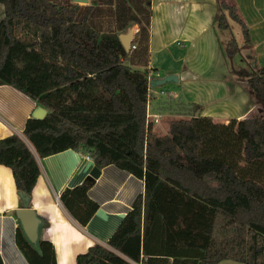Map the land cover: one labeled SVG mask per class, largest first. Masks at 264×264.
<instances>
[{
    "label": "trees",
    "instance_id": "1",
    "mask_svg": "<svg viewBox=\"0 0 264 264\" xmlns=\"http://www.w3.org/2000/svg\"><path fill=\"white\" fill-rule=\"evenodd\" d=\"M0 3V85L19 90L46 110L41 119L27 118L23 128L36 155L82 148L98 168L113 164L143 181L142 194L106 246L92 245L72 264H147L142 256L150 254L194 258L196 264H264V117L213 122L194 116L199 105L179 98L185 111L157 134L146 114L150 71L127 63L141 41V28L131 42L135 49L126 52L118 39L126 24L113 31L95 28L89 22L91 4ZM139 4L122 7L119 18L147 25L149 0ZM218 8L240 25L249 45L236 7L219 2ZM218 26L229 28L224 15ZM237 51L231 37L226 52ZM231 75L264 104V66ZM0 165L11 170L16 191L28 204L39 166L19 135L0 138ZM90 186L84 181L59 195L81 226L98 207L87 194ZM16 244L29 264H55L49 242L32 243L18 229Z\"/></svg>",
    "mask_w": 264,
    "mask_h": 264
},
{
    "label": "crops",
    "instance_id": "2",
    "mask_svg": "<svg viewBox=\"0 0 264 264\" xmlns=\"http://www.w3.org/2000/svg\"><path fill=\"white\" fill-rule=\"evenodd\" d=\"M52 1L66 5L75 3L73 0ZM219 2L236 7L237 14L247 25L249 45L245 44L240 25L228 16L227 10L218 8ZM78 4L94 6L89 16L91 24L96 10L98 18L110 17L113 26L110 31L125 23L119 33L132 28V40L141 28V41L136 43L134 51L137 53L131 55L128 65L134 69H148L149 79L175 74L178 80L157 86L159 93L169 92L172 97L178 96L186 103L199 105L198 114L194 116L210 117L213 122L250 116L257 102L230 77L233 70H250V67L246 69L249 61L264 66V0H149L146 7L149 19L145 26L132 19L124 21L119 18L122 7L133 6L128 0H88ZM105 6H109V14L102 9ZM221 15L227 18L228 29L218 26ZM3 16L4 7L0 3V20ZM231 37L235 39L238 51L228 56L227 43ZM143 46L146 49H142ZM150 87L153 86H149L147 113L154 128L158 129L161 128L159 118L162 115L156 108L164 99H160L156 107H151ZM35 106L36 102L19 90L0 85V138L13 133L19 135L39 166V175L26 204L16 191L11 170L0 165V259L2 264H29L16 244L18 229L27 239L16 217V210L26 206L40 217L37 240L50 243L55 264H72L77 254L92 245L106 246L108 238L131 209L134 199L142 194L143 181L113 164L100 168L99 176L87 191L98 207L86 225H79L63 207L59 195L64 188L84 182L94 165L93 160L82 157L87 153L82 148L38 157L23 135L25 122ZM149 109H155V113L151 114ZM155 117L157 122H153ZM41 250L39 247L38 251ZM142 258L147 264L197 263L194 258L152 254ZM217 264L243 263L221 260Z\"/></svg>",
    "mask_w": 264,
    "mask_h": 264
},
{
    "label": "rangeland",
    "instance_id": "3",
    "mask_svg": "<svg viewBox=\"0 0 264 264\" xmlns=\"http://www.w3.org/2000/svg\"><path fill=\"white\" fill-rule=\"evenodd\" d=\"M128 1L133 5L134 8H136L138 6H141L139 4L140 3V0H128ZM108 7L109 6H105V8H102L104 10V12L107 13V14H109ZM97 12H98L97 10L95 12H93L94 17L91 20L92 25L95 28H97V29H99L101 31H110V30H112L113 26H112V21L110 20V17H108L106 15V16H103L102 18H98ZM143 15L146 17V15H147L146 9L144 10ZM143 20L145 21V18H143ZM134 53H137V52H134ZM131 57L129 59H131ZM252 62L253 61H251V62L249 61L248 64L246 63V66H247L246 69H248L249 67L250 68H254V64ZM249 63H250V65H249ZM258 66H261V65H258ZM231 79H234L233 76L230 77V80ZM150 88H151V92H150L151 98H150L149 104H150L151 107H153V108L156 107V105L158 104V101L160 99H162V98L164 99L162 102H160L159 107L156 108L157 110H159L161 112V115L162 116H161V118H159L160 119L159 120V125H161V128H158V129L155 128V132L157 134L162 135V134H164L166 132L168 119L169 118H175V116H178L177 113L183 112L185 110H182L183 109L182 107H180L181 110L179 109V106H178V104H179L178 102L179 101H178V99L180 97H178V96L172 97L171 95H169L170 94L169 92L165 94L164 92L161 91L162 93H159V90H158V87L157 86H153V87H150ZM178 91L180 92V89L179 88H178ZM160 94H162V95H160ZM171 94H173V93L171 92ZM254 102H256V101H254ZM258 103L259 102H257L256 106L249 113V115L251 117H264V104L263 105H260V103L259 104ZM147 105H148V103H147ZM149 111H150V109H149ZM148 113H147V108H146V114H148ZM150 113L151 114L155 113V109H152L150 111ZM194 114H195V112H194ZM191 263L192 262H183L181 264H191Z\"/></svg>",
    "mask_w": 264,
    "mask_h": 264
},
{
    "label": "water",
    "instance_id": "4",
    "mask_svg": "<svg viewBox=\"0 0 264 264\" xmlns=\"http://www.w3.org/2000/svg\"><path fill=\"white\" fill-rule=\"evenodd\" d=\"M88 0H73L75 3H86ZM133 29L130 28L125 33H119L118 39L122 44L126 52L130 51L131 40H132ZM178 77L175 74H167L160 78L150 79V86H160L166 82L174 81L176 82ZM46 110L41 106H35L31 112V116L37 119L44 117ZM198 111H195V115ZM100 174V168L93 165L90 169L88 175L85 177L84 181L92 183L95 178ZM16 217L19 220L21 228L27 237V239L35 243L38 237L39 225L41 223L40 217L37 215L36 211L28 208L26 206L16 210Z\"/></svg>",
    "mask_w": 264,
    "mask_h": 264
},
{
    "label": "built area",
    "instance_id": "5",
    "mask_svg": "<svg viewBox=\"0 0 264 264\" xmlns=\"http://www.w3.org/2000/svg\"><path fill=\"white\" fill-rule=\"evenodd\" d=\"M131 48L132 49H135V45H132ZM147 118L149 120V118H150V115L149 114H147ZM157 121H158V119L155 117L154 120H153V122H157ZM82 157L84 159H87V160H90L91 159V156L89 155V153H85L84 155H82Z\"/></svg>",
    "mask_w": 264,
    "mask_h": 264
}]
</instances>
